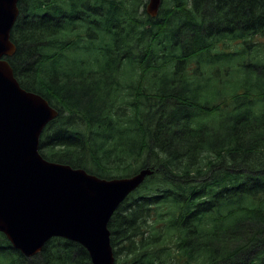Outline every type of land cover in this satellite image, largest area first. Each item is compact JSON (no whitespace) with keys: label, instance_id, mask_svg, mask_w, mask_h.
<instances>
[{"label":"trees","instance_id":"trees-1","mask_svg":"<svg viewBox=\"0 0 264 264\" xmlns=\"http://www.w3.org/2000/svg\"><path fill=\"white\" fill-rule=\"evenodd\" d=\"M146 3H19L8 60L59 111L40 153L102 179L153 170L109 222L116 264H264V0ZM0 264L92 262L62 238L26 258L0 233Z\"/></svg>","mask_w":264,"mask_h":264},{"label":"water","instance_id":"water-1","mask_svg":"<svg viewBox=\"0 0 264 264\" xmlns=\"http://www.w3.org/2000/svg\"><path fill=\"white\" fill-rule=\"evenodd\" d=\"M21 1L0 0V233L27 258L63 238L83 246L92 264H115L109 222L153 170L107 180L43 158L40 138L59 112L24 90L3 59L16 52L11 31ZM162 1L149 0V16Z\"/></svg>","mask_w":264,"mask_h":264},{"label":"rangeland","instance_id":"rangeland-1","mask_svg":"<svg viewBox=\"0 0 264 264\" xmlns=\"http://www.w3.org/2000/svg\"><path fill=\"white\" fill-rule=\"evenodd\" d=\"M147 3H148V0H147ZM146 3V4H147ZM238 58V57H236ZM238 62H239V59H237ZM210 62H213V61H210ZM215 62V61H214ZM226 65V62L223 61V59L221 60L220 63L216 64V72L221 71V77H222V73H223V69H224V66ZM203 70H204V80L202 79V84H206V83H213V82H217L219 81V77H218V73H213L212 70H213V65L209 64V63H206L205 66L203 67ZM224 74V73H223ZM238 77V75H236ZM162 78V77H161ZM160 78V80H161ZM206 89H210L209 86H205Z\"/></svg>","mask_w":264,"mask_h":264}]
</instances>
